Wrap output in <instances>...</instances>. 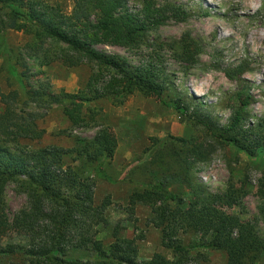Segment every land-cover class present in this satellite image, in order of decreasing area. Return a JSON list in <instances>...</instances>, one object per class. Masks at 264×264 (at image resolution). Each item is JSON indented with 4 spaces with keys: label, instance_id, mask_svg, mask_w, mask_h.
<instances>
[{
    "label": "trees",
    "instance_id": "trees-1",
    "mask_svg": "<svg viewBox=\"0 0 264 264\" xmlns=\"http://www.w3.org/2000/svg\"><path fill=\"white\" fill-rule=\"evenodd\" d=\"M72 1L71 13L65 14L45 0H0V59L11 71L13 63L26 65L8 43L9 30L30 37L27 52L39 57L43 66L58 61L67 67L90 63L97 68L79 94H52L47 83L29 84L25 72L18 74L27 81L22 88L24 100L15 91L0 93V256L20 254L24 264H188L195 246L184 245L181 236L193 234L200 236L202 248L225 254L226 264L260 262L264 237L257 218L244 220L229 212L234 207L243 209L248 193L245 180L239 186L230 180L225 191L212 193L193 176L195 164L208 160L223 145L250 157L264 156V116L248 114L253 98L243 85V76L250 71L247 61L226 68L214 63L215 70L237 84L228 121L220 124L199 99L177 94L172 74L163 67V53L184 73L200 64L203 48L190 33L170 40L157 35L169 21L189 20L193 12L186 6L155 0ZM97 45L149 52L133 65L122 56L98 51ZM167 91L175 92L168 102L164 99ZM135 92L172 107L183 121L200 129L203 138L169 136L149 161L131 168L123 178L107 172L117 148L109 127L100 128L91 139H77L68 149L28 145L45 134L37 126L45 115L40 110L60 106L72 126L86 127L96 123L97 114L93 108L85 110L86 103L109 97L119 106ZM137 175L144 176L143 181ZM94 179L134 186L128 211L137 203L151 209L149 222L160 231L161 246L171 252L172 259L154 253L149 260L138 261L135 239L122 237L119 226L112 231L113 242L104 246L99 229L107 224L105 211L110 202L95 204ZM170 179H178L189 190L187 204L169 190ZM260 181L264 183V177ZM8 184L26 200L11 219L4 196ZM13 236L24 245L3 244Z\"/></svg>",
    "mask_w": 264,
    "mask_h": 264
},
{
    "label": "rangeland",
    "instance_id": "rangeland-1",
    "mask_svg": "<svg viewBox=\"0 0 264 264\" xmlns=\"http://www.w3.org/2000/svg\"><path fill=\"white\" fill-rule=\"evenodd\" d=\"M45 1L59 6L65 14L72 11V0ZM155 1L158 4L166 1L183 4L193 12L186 22L169 21L160 27L157 35L163 40H170L179 38L183 33H190L203 48L200 64L189 69L187 73L182 71L168 53H163V67L172 74L175 92L182 98L186 95L196 97L204 106L209 107L212 116L220 124H226L229 108L233 103L232 94L237 90V84L228 80L213 66L216 62L221 68H226L246 60L250 71L244 74L243 85L253 98L248 114L264 116V0ZM7 39L16 56L19 54L17 57L23 58L26 66L13 63L14 71H11L5 61L0 59V93L15 91L20 100L25 99L22 88L26 87L27 82L18 77L21 72L29 77V84L37 86L41 82L47 83L50 92L57 95L62 91L79 94L84 90L91 73L97 69L90 63L67 67L58 61L43 66L39 57L31 56L27 52L30 42L28 35L9 30ZM95 49L108 55L122 56L133 65L138 64L149 52L146 48L130 51L105 45H97ZM175 92L167 91L164 94L165 101L172 99ZM89 107L97 112L96 123L86 127L72 126L60 106L53 105L47 111L40 110L45 115L37 120V126L44 129L45 134L40 141H31L28 145H56L68 149L76 145L77 139H91L100 128L109 127L116 136L117 148L107 172L113 177L123 178L131 168L149 161L169 136L186 140L192 137L203 138L200 129L183 121L172 107L139 92L130 95L119 106L106 97L86 103L84 108L86 110ZM2 110L3 105L0 102V112ZM153 139L160 143L154 144ZM263 171L264 156L250 157L231 145H223L208 160L195 164L193 176L198 184L212 193L225 191L230 180L238 186L245 180L248 193L243 201V209L234 207L229 212L238 214L244 220L257 218L259 234L264 237V183L260 181L264 177ZM136 177L139 180L144 176ZM133 187L128 182L110 184L94 179L95 204L100 205L106 199L110 202L105 211L107 224L99 229L104 246L113 242L112 231L115 226H119L122 237L135 239L138 261L149 260L154 253H161L172 259L171 252L161 246L160 231L149 222L152 217L151 209L145 204L137 203L132 212L128 211ZM169 190L184 199L185 204L188 203L190 192L178 179H170ZM4 196L7 214L11 219L25 205V196L17 193L13 184L7 185ZM181 237L184 245L195 246L191 250L192 260L188 264H226L225 254L201 247L199 235L184 234ZM8 243L24 245L25 242L13 236L4 239L3 244ZM0 264H24V259L20 254H2ZM257 264H264V256Z\"/></svg>",
    "mask_w": 264,
    "mask_h": 264
}]
</instances>
